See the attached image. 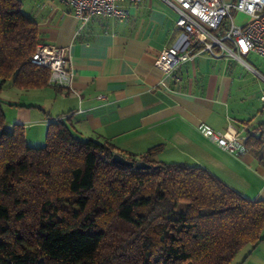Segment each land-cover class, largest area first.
<instances>
[{
	"label": "trees",
	"instance_id": "16d2710c",
	"mask_svg": "<svg viewBox=\"0 0 264 264\" xmlns=\"http://www.w3.org/2000/svg\"><path fill=\"white\" fill-rule=\"evenodd\" d=\"M38 42L21 0H0V88L50 85L49 70L30 61ZM258 140L249 132L245 144ZM27 143L0 107V264H229L264 241V198L199 164L152 160L160 145L119 152L150 168L123 166L112 143L60 117L41 146Z\"/></svg>",
	"mask_w": 264,
	"mask_h": 264
},
{
	"label": "crops",
	"instance_id": "0c3cea01",
	"mask_svg": "<svg viewBox=\"0 0 264 264\" xmlns=\"http://www.w3.org/2000/svg\"><path fill=\"white\" fill-rule=\"evenodd\" d=\"M120 4L127 17L94 16L82 24L59 0H21L37 22L39 42L66 47L75 73L70 87L21 91L35 102L7 100L25 140L35 143L48 121L60 117L80 136L112 143L118 153L138 157L160 145L152 160L199 164L242 195L264 198V104L237 92L243 81L238 60L200 51L166 74L155 59L180 34L176 11L165 0ZM199 124L220 131L232 125L244 144L249 132L260 140L230 154L203 136ZM223 158L241 167L238 175H226Z\"/></svg>",
	"mask_w": 264,
	"mask_h": 264
},
{
	"label": "built area",
	"instance_id": "2783aa9c",
	"mask_svg": "<svg viewBox=\"0 0 264 264\" xmlns=\"http://www.w3.org/2000/svg\"><path fill=\"white\" fill-rule=\"evenodd\" d=\"M72 9L82 24L94 16L125 18L127 7L121 1L140 3L143 0H59ZM177 13L176 26L180 34L176 41L164 47L155 59V66L170 73L175 65L191 60L200 51L211 56L234 57L248 66L244 57L250 52L264 55V0H165ZM233 11L246 15L241 23L234 21ZM30 61L49 70L48 83L70 87L74 70L68 49L38 42ZM164 85V82L161 81ZM103 98V95H98ZM259 100L264 104V88ZM199 130L210 141L230 154H242L247 148L236 127L224 131L199 124Z\"/></svg>",
	"mask_w": 264,
	"mask_h": 264
},
{
	"label": "rangeland",
	"instance_id": "374dc122",
	"mask_svg": "<svg viewBox=\"0 0 264 264\" xmlns=\"http://www.w3.org/2000/svg\"><path fill=\"white\" fill-rule=\"evenodd\" d=\"M232 14L236 23H241L246 17V15H244L243 13L237 11H233ZM244 61L248 64V66L243 64L241 61L236 62L239 70L241 71L240 77L243 78V81L238 84L237 92L239 94L246 95L247 97H255L257 103L262 106V103L259 100V94L260 90L264 88V78L260 77L264 76V55H259L251 52L247 57H244ZM251 67L257 69L260 76L254 73L251 70ZM21 91L24 90L13 86L9 81L4 83L0 89V107L4 113L6 124H12L14 122V117H12L13 111L10 110V104L7 100L14 99L18 100L21 103L25 102L26 104H28V102H35V100H37V97H35L34 95L21 94ZM45 133L46 130L39 137V139H37V137H34L35 139H32V142L35 143L27 144L32 146H41L45 138ZM223 160L225 161L226 159L223 158ZM225 164L227 165L226 175H238L236 171H240V166L238 167V165H236L229 159L225 161ZM182 207H184V203H180L177 207V210L182 209ZM262 234H264V229H262ZM229 264H264V241H261L254 249L250 250V252L248 247H243L241 250H239V252L235 255V257Z\"/></svg>",
	"mask_w": 264,
	"mask_h": 264
},
{
	"label": "water",
	"instance_id": "95a60500",
	"mask_svg": "<svg viewBox=\"0 0 264 264\" xmlns=\"http://www.w3.org/2000/svg\"><path fill=\"white\" fill-rule=\"evenodd\" d=\"M111 160L123 166L134 167L135 169H148L151 166L148 162L141 159L135 161L127 159L118 152L112 154Z\"/></svg>",
	"mask_w": 264,
	"mask_h": 264
}]
</instances>
